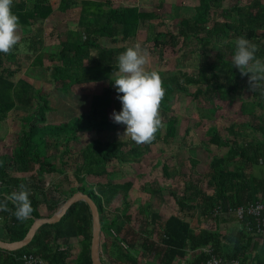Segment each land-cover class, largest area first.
<instances>
[{
	"label": "trees",
	"instance_id": "trees-1",
	"mask_svg": "<svg viewBox=\"0 0 264 264\" xmlns=\"http://www.w3.org/2000/svg\"><path fill=\"white\" fill-rule=\"evenodd\" d=\"M57 1V7L52 0H13L12 4L19 27L27 33L21 40L31 41L29 47L33 50L35 44H45L41 27L31 31L33 25L43 23L56 10L67 14L72 8H79L76 26L66 32L60 49L49 55L51 65L44 63V53L32 62L35 70L45 68L44 82L27 78H33V73L16 79L21 70L18 43L8 53H0V128L10 112L23 113L18 115L21 130L11 152H6L7 146L0 138V200L23 184L30 189L33 209L28 218L19 220L13 214L14 203L6 200L7 209H0V240H23L35 219L42 215L51 217L72 195L83 192L99 209L100 252L105 264H181L190 258L201 262L207 257L206 248L213 249L219 257L239 259L242 264H264V242L259 245L258 236L247 227L248 223L253 227L254 220L236 216L239 207L264 203V95L259 89L252 90L248 76L232 67L230 59L233 39L239 35L256 43L257 56L264 58V0L236 3L230 8L224 7L225 0H198L195 6L183 4L195 10L192 18L167 13L168 0H157L150 10L117 4L115 0ZM168 18L175 22L172 24L177 32L167 27ZM143 31L144 48L161 61L166 60L168 52H182L184 59L190 54L197 60L206 59L200 68L195 66V72L179 68L172 72L164 66L158 71L164 89L159 106L161 125L150 142L136 143L118 134L125 132L122 126H126L114 122L111 113L118 112L121 103L114 87L104 83L112 82L118 55L137 44ZM106 40L108 45L104 44ZM212 53L215 59L210 62L207 58ZM37 82L41 85L37 86ZM91 83L104 86L93 93L87 111L66 121L49 123L48 116L55 110L50 94H68L75 86ZM233 95L241 100V112L248 121L225 127L227 137L218 124L209 125L202 145L189 144L187 137L192 129L181 133L172 103L182 105L191 97L197 105H214L218 98L226 100ZM201 121L194 127L201 126ZM172 142L189 151L192 169L200 163L199 149L209 153L207 147L213 145L226 152L212 155L207 171L197 179L193 172L184 176L182 192L171 191L179 213L164 218L140 203L135 218L129 212L133 205L128 199L135 182L117 180L119 168L114 162L140 165L153 152L154 145ZM170 162V158L161 162L165 177L174 180L183 176L171 169ZM163 187L158 182L149 186L146 183L144 192L160 195ZM120 199H124V209L114 207ZM217 208L222 209L221 213L214 216ZM228 208L235 211L229 212ZM188 213L214 219L216 224L194 228L187 220ZM108 215L114 218L107 219ZM227 219L236 220L238 225L232 230H219V224ZM135 220L140 221L139 227L134 225ZM92 229L89 205L77 202L59 222L43 225L26 247L16 251L0 248V264H25L23 255L40 256L47 264H93ZM74 239L79 240L80 251L72 260ZM142 254L146 255V263L140 261Z\"/></svg>",
	"mask_w": 264,
	"mask_h": 264
},
{
	"label": "rangeland",
	"instance_id": "rangeland-1",
	"mask_svg": "<svg viewBox=\"0 0 264 264\" xmlns=\"http://www.w3.org/2000/svg\"><path fill=\"white\" fill-rule=\"evenodd\" d=\"M117 4H129V5H137L141 7L143 10H150L153 8L154 3L156 4L157 0H115ZM252 0H225L224 7L230 8L236 3H245L249 4ZM55 7H57L58 1L52 0ZM172 2V3H171ZM198 3V0H168L166 3L165 11L167 13H173L178 17H194L195 10L190 8L189 6H195ZM174 6L173 11L172 7ZM179 6V7H177ZM182 6V7H181ZM185 7V8H183ZM79 17V8H72L67 14L61 13L56 10L47 20L39 22L31 27V31L33 29H37L41 27L45 44L39 47L36 45V50L30 48L29 45L31 41H22L21 39L24 37L25 30L21 27L18 28V34L20 39L18 41V45L20 48L19 52V64L21 65V70L19 75L16 76V79L19 77H26V75H31L33 73V78L27 77L33 81L44 82L46 73L45 68L34 69L32 66V62L38 58L40 53H44V63L46 66L51 65L49 61V55L56 53L60 49V43L66 40V32L71 28L76 26V22ZM167 23V27L177 32V28L171 21V19H165ZM175 23V22H174ZM164 27H162L163 29ZM30 31V32H31ZM29 33V31H28ZM26 36V35H25ZM146 39V32H141L138 35L137 43L141 45L142 48L143 42ZM105 45L109 44V41L106 40L104 42ZM39 47V48H38ZM150 48H152V44H150ZM148 51V50H147ZM149 53V52H148ZM182 53V52H181ZM181 53H172L168 52L166 55V60L161 61L160 58L156 54H149L148 64L146 65L147 70L161 71V69H166L169 71H175L178 68L182 70H186L188 72H195V66L200 68L204 65L206 58H199L198 60L193 57V55H189L187 59L182 57ZM197 57V56H196ZM210 62L215 59L214 54H209L208 58ZM12 65V64H11ZM9 65L8 67H11ZM164 66V68H163ZM32 70V72L30 71ZM38 70V71H37ZM35 83L37 86L41 85V83ZM113 86V82H105L104 85L107 87L109 85ZM104 85L101 84H86L82 86H75L73 91L68 94L56 93L54 95L50 94V104L55 109L54 112L50 113L48 116L49 123H54V121H66L73 116L79 115L84 111H87L90 106L91 98L93 93L96 91H101ZM46 89H51V86L45 85ZM194 89H192L193 91ZM232 98H227L226 100H222L218 98L214 105L212 104H204L203 106L197 105L193 102L190 97L187 102L182 101V105L177 103L176 101L172 103L173 112L177 113V116L180 120L181 125V133H184L187 128H191L192 130L189 132L187 139L189 144L195 143L202 145L205 142V129L209 125L218 124V128L222 134L227 137V132L225 127H227L232 122H246L248 121L246 117H243L241 112V100L237 98L236 95L231 96ZM187 103V105H186ZM177 104V105H176ZM213 107H215V112L213 111ZM8 120L4 121L2 127L0 128V138L3 137L4 143L6 144V152H11L13 148L16 146V141L18 134L21 130V123L18 118L22 116L23 113L12 111L9 113ZM201 121V126L194 127L197 121ZM125 128L124 126H122ZM121 137L130 138L125 136V132L121 130L118 133ZM109 138V137H107ZM3 143H1L2 146ZM209 153L205 150L197 151V159L200 161L198 166L195 169L191 167V156L187 149L181 150L177 146H174V142L172 145H165L163 143H158L152 147V153L149 154L146 160L140 165H119L118 162H114L115 165H118L119 168L118 174L115 175L117 180L120 181H128L133 180L135 182V186L131 191L128 199L131 202L130 213H133V216L136 218L137 210L139 204L148 205L152 211H157L162 214L164 218L169 217L171 214L179 213V208L175 204V200L170 194L172 190H176L178 192H182L184 189V176H189L190 173L194 174V178L197 179L198 176L204 174L207 171V167L212 155H223L226 152L224 148H217L216 146H209ZM52 151V150H51ZM166 158H170V167L171 169H175L174 171H179L184 174L181 177H177L174 180L168 179L165 177L164 169L162 168L161 162H163ZM161 161V162H160ZM173 171V172H174ZM192 173V174H193ZM192 175H190L191 177ZM164 177V178H163ZM158 182L163 187V192L160 195H156L151 192L148 194L144 192L145 184L149 186V184H153ZM158 188V187H157ZM148 190L151 187H147ZM124 199H120L116 201L114 207L121 206L124 209ZM47 214L48 212H43ZM115 215V214H114ZM114 215H108L107 219L114 218ZM110 216V217H109ZM184 216V215H182ZM187 220L191 223L194 228L201 227H212L216 224L214 219H207L206 217H201L198 213H188L186 215ZM134 225L136 227L140 226V221L135 220ZM0 237H2L0 233ZM79 240L74 239L72 242V260L77 257V254L80 251V245L78 244ZM140 261L146 263V255L142 254ZM192 261V258H190Z\"/></svg>",
	"mask_w": 264,
	"mask_h": 264
},
{
	"label": "clouds",
	"instance_id": "clouds-1",
	"mask_svg": "<svg viewBox=\"0 0 264 264\" xmlns=\"http://www.w3.org/2000/svg\"><path fill=\"white\" fill-rule=\"evenodd\" d=\"M13 0H0V53H8L18 43L19 18L12 11ZM258 45L245 35L233 39L231 66L241 75H247L252 90L264 95V58L257 56ZM149 53L140 44L127 47L117 57V73L113 82L121 108L113 110L111 119L125 125V136L136 143H147L161 125L159 106L164 96L161 77L157 71L147 70ZM122 93V95H119ZM30 189H19L0 200V209L6 210V200L14 205V215L19 220L30 216L33 209L29 199Z\"/></svg>",
	"mask_w": 264,
	"mask_h": 264
},
{
	"label": "water",
	"instance_id": "water-1",
	"mask_svg": "<svg viewBox=\"0 0 264 264\" xmlns=\"http://www.w3.org/2000/svg\"><path fill=\"white\" fill-rule=\"evenodd\" d=\"M86 202L92 212L93 217V229H92V245H91V258L93 264H105L101 259V218L97 204L87 194L83 192H77L72 195L62 207L50 218H38L35 219L28 234L21 241L8 242L0 240V248L7 251H16L29 245L33 240L36 232L45 224H55L59 222L71 206L77 202Z\"/></svg>",
	"mask_w": 264,
	"mask_h": 264
},
{
	"label": "built area",
	"instance_id": "built-area-1",
	"mask_svg": "<svg viewBox=\"0 0 264 264\" xmlns=\"http://www.w3.org/2000/svg\"><path fill=\"white\" fill-rule=\"evenodd\" d=\"M221 208H217L215 210L214 216H219L216 214L221 213ZM228 211H235L228 208ZM264 203L257 202L252 205L242 206L236 209L237 217L239 219H246L247 217H251L254 220V226L248 223L250 231L254 232V234L258 237H264ZM248 214V215H245ZM207 257L201 262H192V261H183L181 264H242L239 259H229L219 257L215 254L213 249L206 248L204 249ZM21 259L25 264H47V262L42 259L40 256L36 255H23Z\"/></svg>",
	"mask_w": 264,
	"mask_h": 264
},
{
	"label": "crops",
	"instance_id": "crops-1",
	"mask_svg": "<svg viewBox=\"0 0 264 264\" xmlns=\"http://www.w3.org/2000/svg\"><path fill=\"white\" fill-rule=\"evenodd\" d=\"M43 217L42 218H50V217H48V215H42ZM53 216V215H52ZM51 216V217H52ZM238 225V223H237V221L236 220H230V219H227V221L224 223V224H219V226H218V229L220 230H225V229H227V230H232L234 227H236ZM248 227V226H247ZM250 230V229H249ZM263 238L264 237H258V242H259V245H263V242H264V240H263Z\"/></svg>",
	"mask_w": 264,
	"mask_h": 264
}]
</instances>
